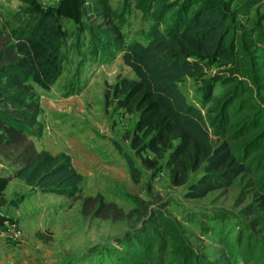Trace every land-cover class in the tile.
Listing matches in <instances>:
<instances>
[{
  "label": "rangeland",
  "instance_id": "rangeland-1",
  "mask_svg": "<svg viewBox=\"0 0 264 264\" xmlns=\"http://www.w3.org/2000/svg\"><path fill=\"white\" fill-rule=\"evenodd\" d=\"M167 1L180 0H109V4L118 13L116 22L125 38L144 40L152 25L164 27L178 13L177 6L166 10L164 22L159 23V11ZM214 1L229 13L228 22L238 34L264 32V0ZM37 6L51 8L60 19L66 33L62 49L66 59L51 88L31 82L39 103L37 121L16 142L0 145V176L13 175L31 154L46 150L68 156L83 181L80 194L74 198L32 189L23 180L19 183V178L7 186V201L16 198L18 202L10 200L0 210V230L6 232L17 223L20 233L16 242L35 241L30 245L34 256L31 252L28 264H120L126 245L140 233L149 232L148 225L159 229L161 239L167 241L165 264H178L170 248L172 238L162 226L165 218L201 259L198 264H264V252L260 257H249L245 252L247 239L264 240V227L247 210L264 195L255 174L244 172L230 186L192 198L188 187L203 169L192 172L186 184L172 182L169 158L177 140L162 155L133 148V138L140 136L136 129L139 113L121 107L113 87L123 77L137 80V76L121 52L93 50L90 34L84 30L86 25L105 27L102 16L82 9L80 0H0V49L3 42L15 41L29 9ZM72 13H78L81 20L70 17ZM244 38L254 55L252 77L243 76L239 63L218 57L201 74L187 76L179 83L187 99L206 115L217 114L219 100L232 91V82L220 78L234 67L240 71L238 80L243 86L249 82L254 87V91L244 90L242 96L253 95V100L264 106V43L254 35ZM211 79L215 85L208 95L206 86ZM10 107L0 96V108L9 111ZM248 112L243 108L230 121ZM212 138L215 144L222 140L216 135ZM124 152L140 170L137 181ZM151 161L156 166L152 167Z\"/></svg>",
  "mask_w": 264,
  "mask_h": 264
},
{
  "label": "trees",
  "instance_id": "trees-1",
  "mask_svg": "<svg viewBox=\"0 0 264 264\" xmlns=\"http://www.w3.org/2000/svg\"><path fill=\"white\" fill-rule=\"evenodd\" d=\"M80 3L82 9L106 20L103 28L84 27L90 34L93 50L106 54L121 52L124 62L137 76V80L123 77L113 87L119 105L128 112L139 113L136 129L140 136L133 138V148L139 151L147 148L162 155L177 140L169 158L173 164L172 182L186 184L192 172L203 169L201 176L188 187L192 198L228 187L244 172L255 174L257 185L264 192V106L254 101L253 95L241 94L244 90L254 91L253 84L247 82L243 86L238 80L240 71L232 68L220 79L232 82L233 89L219 100L215 115H206L202 108L190 102L179 84L187 76L201 74L218 57L227 63H239L244 69L243 76L252 77L254 55L244 37L254 35L264 43V32L238 34L232 29L233 23L228 22L229 13L214 0H180L167 1V6L159 11L162 24L166 10L178 7V13L168 24L152 25L144 40H128L116 22L118 13L109 0H80ZM29 13L15 33V41L3 42L0 49V96L11 106L9 111L0 108V145L14 143L31 130L39 114L31 82L44 89L51 88L61 75L66 59L62 51L66 33L57 15L51 8L38 6L29 9ZM69 15L77 22L81 20L78 13ZM214 85L213 79L207 81L208 95ZM243 108L249 112L231 122V116H237ZM212 135L222 140L215 144ZM124 155L137 181L140 170L129 154L124 152ZM150 165L156 166L155 161ZM14 177L32 189L73 198L82 190L83 175L70 158L46 150L31 154L13 175L0 176V206L7 202L5 189ZM13 202L18 201L15 198ZM247 210L264 227V195ZM162 226L172 238L170 248L178 264L201 263L172 222L165 218ZM148 229L149 232L140 233L126 245L120 264H165L167 241L161 239L159 229L150 225ZM245 252L249 257L255 254L260 257L264 240L247 239Z\"/></svg>",
  "mask_w": 264,
  "mask_h": 264
},
{
  "label": "crops",
  "instance_id": "crops-1",
  "mask_svg": "<svg viewBox=\"0 0 264 264\" xmlns=\"http://www.w3.org/2000/svg\"><path fill=\"white\" fill-rule=\"evenodd\" d=\"M15 178H17V177H14L12 181H14ZM21 180L22 179H20L19 183L22 182ZM26 186L30 187L27 184H26ZM6 189H7V187H6ZM6 189H5V198L7 200V198H9V195L6 193ZM21 190H24V186H22V185H21ZM10 200L11 199H9L4 205H1L0 210L2 209L3 206H7V204L10 202ZM10 211L13 212L16 216V213L12 209V207L10 208ZM1 216H2V213H0V218H1ZM19 216H20V213L17 212V218L16 219L20 220ZM12 224H14V223H12ZM12 224L7 228L6 232H5V229H3V232L0 230V264H28L29 263L28 261L31 259V252L34 256V248L30 247V245L34 246L35 241H32L29 239V240L25 241L24 243L16 242V240L19 238V235L18 234L16 235L15 234L16 232H14L13 228H11ZM15 224L17 225V223H15ZM0 229H1V227H0ZM18 229H19V227H18ZM27 236H29V235H27ZM10 237L13 238L12 241H11V239H9ZM3 238H5V239H3Z\"/></svg>",
  "mask_w": 264,
  "mask_h": 264
},
{
  "label": "built area",
  "instance_id": "built-area-1",
  "mask_svg": "<svg viewBox=\"0 0 264 264\" xmlns=\"http://www.w3.org/2000/svg\"><path fill=\"white\" fill-rule=\"evenodd\" d=\"M12 228H13L14 232H16L15 233L16 235L20 233V230L18 229V226L15 223L12 224Z\"/></svg>",
  "mask_w": 264,
  "mask_h": 264
}]
</instances>
